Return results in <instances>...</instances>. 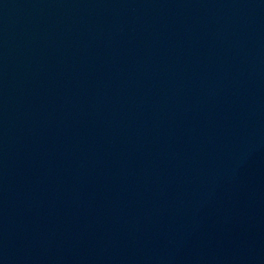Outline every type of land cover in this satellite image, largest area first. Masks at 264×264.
Listing matches in <instances>:
<instances>
[{
    "label": "water",
    "instance_id": "95a60500",
    "mask_svg": "<svg viewBox=\"0 0 264 264\" xmlns=\"http://www.w3.org/2000/svg\"><path fill=\"white\" fill-rule=\"evenodd\" d=\"M120 0H0V58L74 19Z\"/></svg>",
    "mask_w": 264,
    "mask_h": 264
}]
</instances>
